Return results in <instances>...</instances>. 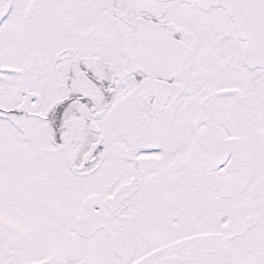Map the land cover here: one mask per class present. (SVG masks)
Segmentation results:
<instances>
[{"label": "snow or ice", "instance_id": "obj_1", "mask_svg": "<svg viewBox=\"0 0 264 264\" xmlns=\"http://www.w3.org/2000/svg\"><path fill=\"white\" fill-rule=\"evenodd\" d=\"M0 264H264V0H0Z\"/></svg>", "mask_w": 264, "mask_h": 264}]
</instances>
